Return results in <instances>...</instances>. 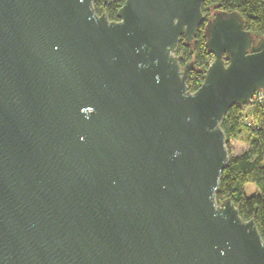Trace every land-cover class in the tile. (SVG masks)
<instances>
[{
  "label": "water",
  "instance_id": "obj_1",
  "mask_svg": "<svg viewBox=\"0 0 264 264\" xmlns=\"http://www.w3.org/2000/svg\"><path fill=\"white\" fill-rule=\"evenodd\" d=\"M0 0V264H264L231 198L229 109L264 94V35L206 0ZM112 4L118 0H103Z\"/></svg>",
  "mask_w": 264,
  "mask_h": 264
},
{
  "label": "trees",
  "instance_id": "obj_2",
  "mask_svg": "<svg viewBox=\"0 0 264 264\" xmlns=\"http://www.w3.org/2000/svg\"><path fill=\"white\" fill-rule=\"evenodd\" d=\"M125 0L106 4L97 0L95 8L98 14L106 12L110 19L117 18L118 9ZM239 11L246 19V27L256 36L264 35V0H206L202 11L205 22L199 25L193 45L182 39L177 54L183 56L181 64L185 66L193 61L194 69L189 73L188 88L195 92L203 82V76L214 56L206 47V24L216 11ZM247 106L234 105L225 116L222 127L226 133L230 161L224 170L217 191V200L231 198L245 220L254 219L264 238V98L253 102L252 121L247 123ZM245 135L249 149L240 155H233L231 141ZM254 184L258 191L252 195L246 193V186Z\"/></svg>",
  "mask_w": 264,
  "mask_h": 264
},
{
  "label": "rangeland",
  "instance_id": "obj_3",
  "mask_svg": "<svg viewBox=\"0 0 264 264\" xmlns=\"http://www.w3.org/2000/svg\"><path fill=\"white\" fill-rule=\"evenodd\" d=\"M252 110H253V103L247 106L246 108V118L245 121L250 123L252 121ZM231 151L233 155H240L246 150L249 149V145L246 142L245 135L241 134L239 138L233 139L231 141ZM258 189L254 184H249L246 186V193L248 195H252L257 193Z\"/></svg>",
  "mask_w": 264,
  "mask_h": 264
},
{
  "label": "built area",
  "instance_id": "obj_4",
  "mask_svg": "<svg viewBox=\"0 0 264 264\" xmlns=\"http://www.w3.org/2000/svg\"><path fill=\"white\" fill-rule=\"evenodd\" d=\"M263 98H264V94H259V93H257V94L255 95V97L252 99V102H251V103H253V102H255V101H262Z\"/></svg>",
  "mask_w": 264,
  "mask_h": 264
},
{
  "label": "flooded vegetation",
  "instance_id": "obj_5",
  "mask_svg": "<svg viewBox=\"0 0 264 264\" xmlns=\"http://www.w3.org/2000/svg\"><path fill=\"white\" fill-rule=\"evenodd\" d=\"M103 1V0H102ZM104 2V1H103ZM105 3V2H104ZM104 8H107V5H106V3L104 4ZM118 19V17L117 18H115V19H111V20H117ZM193 68H194V65H193Z\"/></svg>",
  "mask_w": 264,
  "mask_h": 264
}]
</instances>
